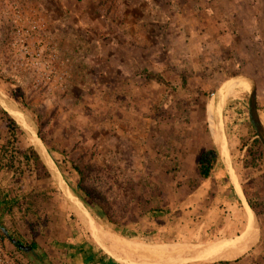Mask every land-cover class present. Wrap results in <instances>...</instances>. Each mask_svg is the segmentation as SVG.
<instances>
[{
  "label": "rangeland",
  "instance_id": "obj_1",
  "mask_svg": "<svg viewBox=\"0 0 264 264\" xmlns=\"http://www.w3.org/2000/svg\"><path fill=\"white\" fill-rule=\"evenodd\" d=\"M44 34L51 78L43 55L31 64ZM0 97L22 116L11 133L0 105V264H109L66 193L133 264L242 235L238 190L253 210L245 241L191 264H264V0H0ZM209 147L218 162L202 179Z\"/></svg>",
  "mask_w": 264,
  "mask_h": 264
},
{
  "label": "water",
  "instance_id": "obj_2",
  "mask_svg": "<svg viewBox=\"0 0 264 264\" xmlns=\"http://www.w3.org/2000/svg\"><path fill=\"white\" fill-rule=\"evenodd\" d=\"M243 80L245 78L243 77H235L229 81H227L222 88L219 90L218 94L222 93L223 89L231 82L237 81V80ZM0 105L3 107V109L7 112V114L13 118L14 120H17L18 117L22 118V116L14 109H11L9 106L6 105V103L1 99L0 97ZM251 122L254 125V127L259 130V126H258V121L256 118V114L254 112V104L253 101L251 100V116H250ZM35 139H37L36 133H33ZM38 140V139H37ZM41 149H43V146L41 145L40 147ZM44 151V149H43ZM45 153V151H44ZM46 155V154H45ZM49 164L53 167V169H56L54 166V163L50 160V158H48ZM231 181L234 185V187L237 186L236 184L233 182L234 180L231 178ZM238 190V189H237ZM239 191V190H238ZM237 191V194L239 196V198L241 199L242 205L246 211L247 217H248V223H247V228L245 230V232L242 235H239L237 238L228 241V242H224V243H215V244H211L208 246H205V248L200 249L197 253L189 255L188 257H181L176 258L175 260H170V259H152V260H146V261H137V262H133V264H188V263H192V262H201V261H208L209 258H211L212 256L221 254L222 252H230L232 250V248L235 245H239L242 244L245 239H246V232L251 228V225L253 223V210L250 208V206L247 204V202L241 197V195L239 194V192ZM67 198L73 203V205H75V207L81 211V213H83L87 219H88V225H89V231L92 235V237L98 242V244L100 245V247L102 248V250L107 253L115 262L119 263V264H124L122 262H120L119 260L115 259L114 257H112L110 255L109 252V248L107 246H105L102 242H100L96 236V226L94 224L93 219L88 215L84 205L82 204V202L80 200H78L76 197H71L70 194L66 193ZM252 214V215H251ZM2 232L7 236L8 235V231L5 228H1ZM250 231V230H249ZM11 242H14L13 239H11Z\"/></svg>",
  "mask_w": 264,
  "mask_h": 264
},
{
  "label": "trees",
  "instance_id": "obj_3",
  "mask_svg": "<svg viewBox=\"0 0 264 264\" xmlns=\"http://www.w3.org/2000/svg\"><path fill=\"white\" fill-rule=\"evenodd\" d=\"M150 78L155 79L157 82L162 83V79L156 75H149ZM2 113L5 115V125L7 126V129L11 132L14 133L18 126L16 124V122L14 121L13 118H11L8 114H6V112H4L2 110ZM248 152H250V150H248ZM34 159L35 164L39 167V169L46 171L44 165L41 163L39 156L35 153L32 152V156ZM218 162V154L216 152V150L212 147H209L208 149H206L205 151H203L199 157L197 158L196 161V172L197 174L202 178V179H208L212 173V171L214 170L216 163ZM74 170H76V172L80 175V170L77 167H74ZM80 182H81V178H80ZM79 182V184H77V189H79L80 191H82L86 197L94 202L95 200V194L93 193L92 190H88L86 189L84 186L81 185V183ZM251 207L254 208L251 204ZM3 233V232H2ZM3 236H6L3 233ZM9 238V240L11 241V239L14 240V242H11L17 249L20 250H26L28 252H32L30 251L27 247H25V245L22 244L21 241H19L18 239L14 238L12 235H10V233L8 232V235L6 236ZM30 249L34 248V245L29 246ZM40 264H50L45 262L44 260L40 259ZM109 264H117L113 259H109Z\"/></svg>",
  "mask_w": 264,
  "mask_h": 264
},
{
  "label": "built area",
  "instance_id": "obj_4",
  "mask_svg": "<svg viewBox=\"0 0 264 264\" xmlns=\"http://www.w3.org/2000/svg\"><path fill=\"white\" fill-rule=\"evenodd\" d=\"M40 18H38L39 20ZM56 50H57V44L51 39L50 36L44 34L42 37L37 38V40L35 41V45H34V49H32L30 52L32 54L31 58H34L31 61L32 63H37L38 65H41V62L39 60L38 57H42L43 55V59H42V64L43 67L42 69H48V75L46 76V78H51L53 77L51 75V73L53 72L52 68H49L51 66V64L53 62H55V58H56ZM66 62L67 60L63 61L62 64L63 66H66ZM37 69V68H36ZM65 70V74L62 72L61 73V77H59L61 80H64L66 78V69ZM1 263H4L5 260L0 259Z\"/></svg>",
  "mask_w": 264,
  "mask_h": 264
},
{
  "label": "bare ground",
  "instance_id": "obj_5",
  "mask_svg": "<svg viewBox=\"0 0 264 264\" xmlns=\"http://www.w3.org/2000/svg\"><path fill=\"white\" fill-rule=\"evenodd\" d=\"M218 102V101H217ZM7 104V103H6ZM8 105V104H7ZM17 110V109H16ZM21 120V119H20ZM24 125V124H23ZM218 126V125H217ZM212 130H213V133L215 134V126H214V123H213V126H212ZM29 131V130H28ZM31 136V135H30ZM33 139V138H32ZM36 144V143H35ZM39 147V146H38ZM220 151V150H219ZM252 215V214H251ZM99 236V235H98ZM133 245L135 246V244L133 243ZM137 246V245H136ZM138 247H141V246H138ZM144 251H146V252H152V251H154V250H157V249H160V248H155V249H151V248H149L148 246L146 247V246H143V247H141ZM200 249H203V248H192V250H191V253H189V254H186V255H184L183 256V252L185 251V248H183V249H177V250H167L166 252L170 255V256H172V257H174V258H181L180 257V255L181 256H183V257H188L189 255H192V254H195V253H197ZM157 251H165V250H162V249H160V250H157ZM230 252H232V251H230ZM221 255H228L227 254V252H222L221 254H218V255H215V256H212L211 258H209V259H213V258H217V256L219 257V256H221Z\"/></svg>",
  "mask_w": 264,
  "mask_h": 264
},
{
  "label": "crops",
  "instance_id": "obj_6",
  "mask_svg": "<svg viewBox=\"0 0 264 264\" xmlns=\"http://www.w3.org/2000/svg\"><path fill=\"white\" fill-rule=\"evenodd\" d=\"M239 245H241V244H239ZM239 252H240V253L243 252V249L239 250ZM233 254H234V253H233ZM232 256H233V255H232ZM243 258H244V257L241 256L239 259L242 260ZM235 260H236V259H235ZM188 264H191V263H188Z\"/></svg>",
  "mask_w": 264,
  "mask_h": 264
}]
</instances>
